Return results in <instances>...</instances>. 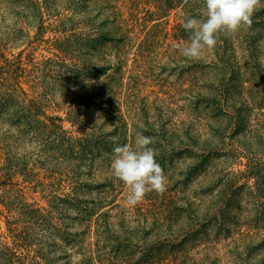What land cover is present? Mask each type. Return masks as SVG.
<instances>
[{"label": "rangeland", "instance_id": "1", "mask_svg": "<svg viewBox=\"0 0 264 264\" xmlns=\"http://www.w3.org/2000/svg\"><path fill=\"white\" fill-rule=\"evenodd\" d=\"M165 6L0 0V92L69 132L0 114V264H264V178L242 177L264 161V7L190 60L182 22L204 0ZM137 133L167 188L129 206L111 163Z\"/></svg>", "mask_w": 264, "mask_h": 264}, {"label": "clouds", "instance_id": "2", "mask_svg": "<svg viewBox=\"0 0 264 264\" xmlns=\"http://www.w3.org/2000/svg\"><path fill=\"white\" fill-rule=\"evenodd\" d=\"M204 6V19L187 18L182 22L189 40L177 48L190 60H200L210 54L221 35L250 28L254 12L264 4L261 0H204ZM152 143L151 137L137 133L135 148L128 144L113 148L112 174L125 185V202L129 206L143 202L153 191L157 194L166 191L167 177L156 162L155 150L149 147Z\"/></svg>", "mask_w": 264, "mask_h": 264}, {"label": "trees", "instance_id": "3", "mask_svg": "<svg viewBox=\"0 0 264 264\" xmlns=\"http://www.w3.org/2000/svg\"><path fill=\"white\" fill-rule=\"evenodd\" d=\"M177 3H178V0L177 2L176 0H167V6H165V8H167V10L172 9L174 8L173 6H176ZM195 5L192 3L193 9L196 11L199 10L198 7H196ZM247 40H248L246 41V45L248 46L247 50H252L253 45L255 43V39L247 38ZM73 73L75 74L74 78H77L79 76L77 68L75 69ZM13 74H17V72H13ZM242 76L243 75L241 73H236V74H233V77L231 79H234V81L239 82L242 79ZM17 91L18 90L15 89V91L11 90L9 92L7 91L0 92V114L2 113L3 110H5L3 114L10 116V119L8 120V122H10L11 124H21L22 122L23 127H18L16 129L17 133H69L65 131L64 129H62V126L59 124L60 119H58L57 117H49V116L44 115L43 120H40L38 116L41 114L43 115L44 113H42L37 103L31 101L30 106L26 108L23 107V105L15 103L16 101H14L13 95L15 94L16 96ZM23 95L25 94L23 93ZM13 105H17V108L14 107L12 110H9V108H11ZM251 154H249V156ZM249 156H248V162H247V167L249 170L248 172H244L242 177H244V174L246 173L247 176L248 175L256 176L258 179H259V176L260 177L263 176L264 178V172H263L264 167L260 165V164H264V161H262L260 157L258 158L257 154H254V156L253 154L252 156L250 157ZM62 201H64V199H62ZM224 205L226 207V205H228L227 202ZM31 264H35V263H31Z\"/></svg>", "mask_w": 264, "mask_h": 264}]
</instances>
